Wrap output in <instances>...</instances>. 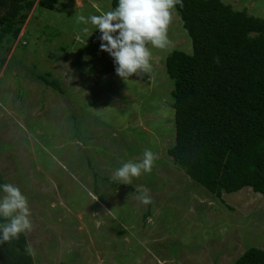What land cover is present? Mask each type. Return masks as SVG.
Instances as JSON below:
<instances>
[{"label": "rangeland", "instance_id": "1", "mask_svg": "<svg viewBox=\"0 0 264 264\" xmlns=\"http://www.w3.org/2000/svg\"><path fill=\"white\" fill-rule=\"evenodd\" d=\"M222 1L264 18V0ZM97 9L111 10V0L35 3L1 50L0 174L29 201L34 263L234 264L249 247L264 249L263 195L243 187L218 198L168 154L175 127L165 57L192 50L178 14L170 50L152 49L148 78L123 81L92 44L94 26L78 22ZM145 149L158 156L152 172L133 178L131 191L114 186L113 172ZM141 186L153 203L137 199Z\"/></svg>", "mask_w": 264, "mask_h": 264}, {"label": "trees", "instance_id": "2", "mask_svg": "<svg viewBox=\"0 0 264 264\" xmlns=\"http://www.w3.org/2000/svg\"><path fill=\"white\" fill-rule=\"evenodd\" d=\"M58 1L0 0V66L5 60L1 50L15 40L34 4L53 10ZM117 4L111 0V10ZM182 4L176 13L192 50L172 49L165 57V71L173 83L175 127L168 154L191 180L218 198L243 187L264 196V18L222 0ZM100 35L96 29L90 37L97 48ZM48 75L35 77L62 92ZM140 77L146 80L148 75ZM4 184L0 174V186ZM0 264H35L25 233L0 244ZM234 264H264V249L249 247Z\"/></svg>", "mask_w": 264, "mask_h": 264}, {"label": "clouds", "instance_id": "3", "mask_svg": "<svg viewBox=\"0 0 264 264\" xmlns=\"http://www.w3.org/2000/svg\"><path fill=\"white\" fill-rule=\"evenodd\" d=\"M177 5L183 7L182 0H118L113 10L97 9L98 15L87 18L80 15L77 19L83 24L90 22L99 30L100 50L113 58L117 76L126 81L133 75L152 71V49L170 50L168 33ZM157 160V154L145 149L139 162L122 164L113 172L112 179L130 185L133 178L151 173ZM0 187L4 193L0 197V218L4 221L0 223V244H3L18 240L21 234L30 232L33 225L29 201L20 188L12 183ZM136 191L141 193L137 199L142 204L153 203L147 189L141 186Z\"/></svg>", "mask_w": 264, "mask_h": 264}]
</instances>
